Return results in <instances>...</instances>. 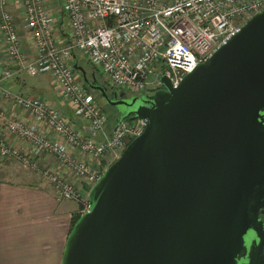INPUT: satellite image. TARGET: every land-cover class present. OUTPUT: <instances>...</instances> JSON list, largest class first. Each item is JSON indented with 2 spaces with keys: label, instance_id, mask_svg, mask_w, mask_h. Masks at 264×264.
Here are the masks:
<instances>
[{
  "label": "water",
  "instance_id": "obj_1",
  "mask_svg": "<svg viewBox=\"0 0 264 264\" xmlns=\"http://www.w3.org/2000/svg\"><path fill=\"white\" fill-rule=\"evenodd\" d=\"M73 66L115 126L147 125L90 188L61 264H264V10L177 87L112 95Z\"/></svg>",
  "mask_w": 264,
  "mask_h": 264
},
{
  "label": "built area",
  "instance_id": "obj_2",
  "mask_svg": "<svg viewBox=\"0 0 264 264\" xmlns=\"http://www.w3.org/2000/svg\"><path fill=\"white\" fill-rule=\"evenodd\" d=\"M49 2L0 0V95L26 110L34 122L15 118L0 105V129L17 138L11 143L0 135V158L39 171L58 198L80 204L81 214L90 201L71 179L85 180L91 188L102 175V160L109 152H123L145 130L147 120L125 119L107 133V113L78 79L73 54L86 53L118 91H156L164 87L163 76L177 87L264 10V0H60V9ZM22 74L51 76L74 116L94 134L43 98L5 84ZM37 152L55 156L68 179L43 169L34 159Z\"/></svg>",
  "mask_w": 264,
  "mask_h": 264
},
{
  "label": "crops",
  "instance_id": "obj_3",
  "mask_svg": "<svg viewBox=\"0 0 264 264\" xmlns=\"http://www.w3.org/2000/svg\"><path fill=\"white\" fill-rule=\"evenodd\" d=\"M23 36L24 32V47L29 49ZM0 44L2 51L4 45ZM49 78L55 94L46 78L41 79L44 84L33 86L28 92L45 91L48 93L45 98L59 107L67 120L75 121L70 102L64 100L53 78ZM25 79L22 74L5 84L22 92L28 88ZM0 105L8 107L11 114L18 113L1 95ZM8 171L0 165V173L8 174ZM78 214H81L80 204L73 199L58 198L53 186L38 173L20 180L0 179V264H61L73 217Z\"/></svg>",
  "mask_w": 264,
  "mask_h": 264
},
{
  "label": "rangeland",
  "instance_id": "obj_4",
  "mask_svg": "<svg viewBox=\"0 0 264 264\" xmlns=\"http://www.w3.org/2000/svg\"><path fill=\"white\" fill-rule=\"evenodd\" d=\"M49 4L51 6H54L56 7L55 9H60V0H50ZM57 13L60 14V11H58ZM59 16V15H58ZM76 56L77 58L79 59L80 63L87 69V72H88V75L89 77H92L93 75L96 76L97 80L102 83H104V80L100 74V71L98 70L97 67H95L94 65H92V63L90 62V60L88 59V56L86 53H83V52H77L76 53ZM77 74V77L78 79H81V74L77 71L76 72ZM25 75V80L27 82V86L28 88L26 90H22V92L24 93H31L35 96H38V97H41L43 98L47 103H50L52 104L50 101L47 100V98H45L46 96L44 95H48V93H46L45 91H34L35 93H32V92H28L30 91L31 89L30 88H35L33 86H41L42 84H44V82L41 80V79H47L46 83L50 84V90L52 92V94L54 93L53 91V87L51 85V81H48L51 77L49 75H46V74H42V75H38V76H30L28 74H23ZM54 81V79H52ZM55 83V81H54ZM105 84V83H104ZM25 89V88H24ZM58 89V87H57ZM109 90V89H108ZM20 91V90H19ZM59 91V90H58ZM112 91V90H111ZM110 94L113 95L112 92H109ZM127 96H131L132 94L130 92L127 91ZM55 94V93H54ZM98 94V93H97ZM99 96V95H98ZM100 105L102 107H106L107 109V113L110 116H115L117 115L116 114V110L114 107L112 106H107V104L105 103V101L103 100V98H99L98 99ZM53 105V104H52ZM8 108V107H7ZM119 109L123 110V107H119ZM16 111L21 112L20 114H14V115H11L13 117H19L20 119L22 120H25L27 121L28 123H32L33 122V119L32 117L30 116V114L24 110L23 108H18ZM19 115V116H18ZM75 118V121L73 120H69V121H72L74 122L78 127H81L83 129H85L86 127V124L84 122H80L78 121V119L74 116ZM77 119V120H76ZM34 123V122H33ZM115 122L111 119H108V122H107V133H110L112 132L113 128L115 127ZM1 128V127H0ZM3 135L5 138H7L11 143L17 141V138H15V136H13L11 133L9 132H5L4 130H1L0 129V135ZM51 135L52 132L50 133ZM52 138L54 139H58L59 141H62L61 138L58 137V135H56L54 133L53 136H51ZM24 145L25 146H28V143L27 142H24ZM122 152L118 151V152H109L108 155L106 156V158L104 160H102L101 162V167H100V171L103 173L104 170L111 164L113 163L120 155H121ZM83 154V153H81ZM34 159L39 162L42 166L43 169H50L51 171H54L55 174L56 173H59L61 174L63 177L67 178V172H65L61 165H60V162L57 160V158L53 155H50L48 153H44V152H37L34 156ZM0 165L1 167H6L9 169V173L8 174H2L0 173V179H14V180H20L21 177L25 176V175H29V174H33V173H38L41 177V173L39 171H36V170H33V169H30L28 167H24L22 164H20L17 160H9V159H2L0 158ZM41 168V169H42ZM16 172V173H15ZM19 173V174H18ZM14 174H17V176H15ZM43 178V177H42ZM45 180V179H44ZM72 182L74 183L75 186H77L78 190L81 191L82 193L84 194H88L89 190H90V187H89V184L85 181V180H80V179H77V178H72L71 179ZM48 182V181H47ZM50 183V182H48ZM51 184V183H50ZM52 186V184H51Z\"/></svg>",
  "mask_w": 264,
  "mask_h": 264
},
{
  "label": "trees",
  "instance_id": "obj_5",
  "mask_svg": "<svg viewBox=\"0 0 264 264\" xmlns=\"http://www.w3.org/2000/svg\"><path fill=\"white\" fill-rule=\"evenodd\" d=\"M80 62V61H79ZM81 64V63H80ZM77 71V70H76ZM101 74V73H100ZM101 76H102V78H103V80H104V83H102V85L103 86H106L108 89H109V92H112V93H114L115 91H117L116 89H113L108 83H107V81L104 79V77H103V75L101 74ZM100 82V81H99ZM100 84H101V82H100ZM84 86L90 91V92H92L94 95H95V97L97 98V100L100 98L98 95L99 94H97V92L96 91H93V90H91L85 83H84ZM112 90V91H111ZM121 91V90H120ZM122 91H124V90H122ZM126 92V94L125 95H127L128 93H127V91H125ZM99 102V101H98ZM108 106V105H107ZM103 108V110L107 113V109H106V107H102ZM116 114L117 115H115V116H110L109 117V115H108V113H107V116H108V119H112L115 123V125L117 124V122L119 121V117H120V114L116 111ZM127 119H131L130 117H128ZM80 215L81 214H78V215H75L74 217H73V220H72V224H71V229L73 228V226H74V224H75V222L79 219V217H80Z\"/></svg>",
  "mask_w": 264,
  "mask_h": 264
},
{
  "label": "flooded vegetation",
  "instance_id": "obj_6",
  "mask_svg": "<svg viewBox=\"0 0 264 264\" xmlns=\"http://www.w3.org/2000/svg\"><path fill=\"white\" fill-rule=\"evenodd\" d=\"M164 87H161L160 89H163ZM155 91L152 92H145L141 94H137L138 96L146 95V94H152ZM260 219L264 222V207L260 208V213H259Z\"/></svg>",
  "mask_w": 264,
  "mask_h": 264
}]
</instances>
